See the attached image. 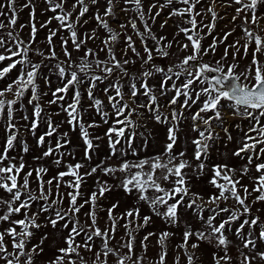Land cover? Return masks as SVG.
<instances>
[{
  "label": "snow or ice",
  "instance_id": "obj_1",
  "mask_svg": "<svg viewBox=\"0 0 264 264\" xmlns=\"http://www.w3.org/2000/svg\"><path fill=\"white\" fill-rule=\"evenodd\" d=\"M25 9L28 21L20 23ZM120 14L125 20L117 30L112 23ZM174 17L172 39L159 35ZM226 19L233 27L214 35ZM90 20L96 27L81 31ZM237 28L239 37L229 42ZM90 41L99 44L89 47ZM52 76L60 82L55 89ZM5 80L11 82L0 87V264H145L153 236L158 252L149 264H167L174 232L149 231L136 248L154 216L170 227L183 222L177 247L187 264H201L202 244L212 249L211 264H264V0H0ZM89 110L98 122L85 120ZM62 114L57 123L53 117ZM65 123L69 131L61 132ZM42 125L46 131L37 135ZM104 125L102 136L90 131ZM156 125L165 126L162 142ZM77 129L83 156L65 163ZM22 133L42 150L32 157L35 166L23 155L31 149ZM102 140L107 155L94 163ZM217 141L233 147L217 151L221 159L213 162ZM89 178L93 189L85 195ZM205 180L207 187L196 190ZM122 205L129 206L120 211ZM46 249L53 255L44 260ZM173 264H181L179 254Z\"/></svg>",
  "mask_w": 264,
  "mask_h": 264
},
{
  "label": "rangeland",
  "instance_id": "obj_2",
  "mask_svg": "<svg viewBox=\"0 0 264 264\" xmlns=\"http://www.w3.org/2000/svg\"><path fill=\"white\" fill-rule=\"evenodd\" d=\"M23 0H17V3L18 5L20 3H22ZM146 4L149 2V0H145ZM38 13H39V8L37 9ZM217 11L218 12H221V14H223L224 12V9H221V8H217ZM229 11V18H230V15L234 14L232 12V10H228ZM48 15H52L51 13H49ZM90 15V14H89ZM131 15V13H130ZM167 15V12L165 13H162L161 17L157 19L156 21V25L158 27V25L162 22V20L166 17ZM40 19H46V17H39ZM125 20V17L123 14H120L119 15V20L118 21H115L112 23V26L114 28H116L117 30H119L118 28V24L119 23H123ZM174 20H179L178 17H174L173 20H169L168 21V27H166L162 32H158L159 35H167L169 39H172V36L173 34L175 33L176 29L175 27L173 26V21ZM28 21V10L25 9L23 12L20 13V23H26ZM207 22V20L205 21ZM225 25H227V28H225ZM50 27L52 28H56L57 27V24L55 21L52 22V24L50 25ZM96 27L95 25V22L90 20L89 23L87 25H84L83 29H81V31H90L92 28ZM233 27V25L231 24H228V21L227 19L224 20V21H220L218 23V26H217V29H216V32L214 33L215 34H220V31L221 29H224L225 31L228 29V28H231ZM157 28L154 27V31H156ZM206 31V30H205ZM29 32V29L28 28H25L23 30V32L21 33V36L24 38V39H27V34ZM63 35H67V33H62ZM101 35H104L103 31H101L100 33ZM47 35V29H44V30H41L40 32H38L37 34V39L41 42L44 41L45 37ZM240 35V29L237 28L236 30V33L229 37V42H231L232 40L234 39H237ZM135 38V37H134ZM179 40L183 41L184 40V37L183 35L181 34L179 37H177ZM56 39V43L58 44L59 43V40L57 38H54ZM212 41V36H208L207 39H205L203 41V44L206 46L208 45L209 43H211ZM96 44H99V41H96L95 44L93 42H89L88 46L89 47H95ZM34 47H36V45H34ZM39 47L40 48H45L46 45L44 43H40L39 44ZM57 51L59 52V48H57ZM223 51V48H219L218 51H217V56H219L220 52ZM80 53H74V57L75 56H79ZM101 56H103V54H101ZM63 58V57H61ZM205 59H208V57H205ZM250 59V57H249ZM5 64L7 63L4 62ZM17 75V71L16 70H13V72L10 74V76L12 78H15V76ZM11 82L10 80H5V81H0V87H4L6 86L7 83ZM60 82L57 80V78L55 76H52L51 77V87L52 89H55V87L59 86ZM41 87L45 90V91H48V87L46 85L43 84V82H41ZM102 87V86H101ZM98 95H100L101 98H103V92L100 91L98 89ZM11 98V97H9ZM50 93H49V96L48 97H45L44 100H48L50 99ZM71 101V92L69 93L68 97L66 98V101L65 103L67 102H70ZM26 103V101H25ZM84 103V107L87 108L88 107V101L87 99L85 98V100L83 101ZM50 110H57V106L56 105H52L51 106V109ZM30 111V109H29ZM53 119L59 123L60 121H62L64 119V115H60L58 117H53ZM100 117L98 115L95 114L94 111H91L89 110V113H86L85 114V120L88 121V122H91L93 120L95 121H99ZM227 119L229 120L230 123H235L236 121H233L231 116H228ZM2 124H3V121H0V143H2L3 141V137H4V131H3V127H2ZM108 126L107 125H104L102 128H99V129H90L91 132H93L94 134L96 135H103V132L106 130ZM185 127V125H182V128ZM156 129H158V131H154V136L155 137H158L159 138V142H162L163 138H164V131H165V126H162V125H156L155 126ZM234 133V135L236 134V130L233 128L231 129ZM44 131H46V128L42 125L40 127V129L38 130V133L37 135L43 133ZM60 131L61 132H64V131H69V126L65 123V124H62L61 125V128H60ZM148 131H153V126L150 124L149 125V128H148ZM78 132H79V129H77L76 132H70V137L72 139V144L69 145L68 147V151H71L73 153V156H70L66 159L65 163H75L76 161L78 160H81L82 156H83V144H82V141L79 139V136H78ZM189 135H194V134H189ZM221 137H223V133H221ZM22 138L27 140L29 146H30V149L31 151L28 153V154H23L24 157H25V160L29 163V164H32L33 166H35L36 161H33L32 157L34 155H39L41 153V149H37L36 146H35V139L30 135V134H23L22 133ZM101 147L100 149L98 150L97 154H96V158L94 160V163L95 162H98L99 159H103L105 155H107V152H108V149H107V142L106 140H102L99 142ZM233 147L232 144H229L228 145V148L226 149L224 147V144L221 142V141H217L216 143V146H215V149L212 151V161L213 162H218L221 158L217 155V151L219 152H227L229 149H231ZM19 151V146H18V149ZM159 151V148H152L151 149V153L152 154H155ZM191 153H192V147L189 146V150H188V155L189 157H191ZM15 154V153H13ZM143 155V154H142ZM128 159H134L131 154H129V156L127 157ZM44 163L49 166L51 168V172H50V175L52 174H55V172L57 171V169H55L50 161H44ZM113 163H115V161H113ZM59 170H64L63 168L59 169ZM67 179V178H66ZM93 184H94V178H89L88 181H87V184L84 185V192H85V195H87L92 189H93ZM207 187V184H206V180L202 183V184H198L197 185V189L196 190H203V188ZM110 202H112L111 200H104L102 203L107 206ZM129 205H122L120 211H123L124 207H127ZM85 210H87V206L85 208ZM142 214H148V209L147 208H144L142 210ZM102 216H104V219L100 221V226L101 227H104V224H105V221H106V215L104 213H101ZM187 219V217H186ZM189 222H192L193 223V227H198V225L194 222V221H189ZM184 227V224L183 222L178 226V227H170V226H167L165 225L159 218L157 217H153V221L149 224L148 227H146L145 229H142L139 234L137 235V244H136V248H137V251L139 252L140 251V247H139V241L143 238L144 235L147 234V232L149 231H153V232H160L162 230H168V231H172L175 233L174 236H172L168 242V257H167V264H173V260L174 258L176 257V255H180V258H181V264H187L186 262V258L184 257L182 251H180L178 249V245L181 243L182 241V229ZM43 231H46L45 229H41L40 232L37 233V236L36 238L33 240V243H37L39 241V235L40 233H42ZM50 231V230H49ZM123 229H120L118 235H117V238L119 239L121 236H123ZM46 245L49 243V241H46L45 242ZM63 246V245H61ZM211 251L212 249L210 248H207L205 245H201V249L198 251L197 255L200 257V262L201 264H211ZM157 252H158V246L156 245V237L153 236L151 237V242L149 244V248H148V251H147V259L145 261V264H149V261H152L156 258V255H157ZM142 254V253H141ZM53 255V252L51 251H47L46 249V254L45 256L43 257L44 260H46L48 257L52 256Z\"/></svg>",
  "mask_w": 264,
  "mask_h": 264
}]
</instances>
